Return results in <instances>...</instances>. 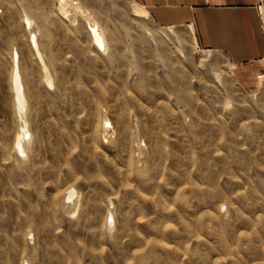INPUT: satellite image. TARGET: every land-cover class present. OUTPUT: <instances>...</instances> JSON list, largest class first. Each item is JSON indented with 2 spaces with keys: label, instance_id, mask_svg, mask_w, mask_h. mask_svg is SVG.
<instances>
[{
  "label": "rangeland",
  "instance_id": "1",
  "mask_svg": "<svg viewBox=\"0 0 264 264\" xmlns=\"http://www.w3.org/2000/svg\"><path fill=\"white\" fill-rule=\"evenodd\" d=\"M137 6L0 0V264H264V82Z\"/></svg>",
  "mask_w": 264,
  "mask_h": 264
},
{
  "label": "crops",
  "instance_id": "2",
  "mask_svg": "<svg viewBox=\"0 0 264 264\" xmlns=\"http://www.w3.org/2000/svg\"><path fill=\"white\" fill-rule=\"evenodd\" d=\"M131 1L160 26L191 28L201 49L225 57L242 89L255 87L260 76L264 82V31L258 13L264 0Z\"/></svg>",
  "mask_w": 264,
  "mask_h": 264
},
{
  "label": "bare ground",
  "instance_id": "3",
  "mask_svg": "<svg viewBox=\"0 0 264 264\" xmlns=\"http://www.w3.org/2000/svg\"><path fill=\"white\" fill-rule=\"evenodd\" d=\"M136 15L139 16L140 18L141 17L142 18L146 17L144 14H139V15L136 14ZM89 33H90V36L93 39V42L95 44H97V45L98 44L99 45L102 44L101 38H100L97 30L95 29V27L90 28L89 29ZM29 43H30V45L32 47L34 45H36V41H35V39H34L33 36L30 37ZM18 59H19V55L18 54L15 55V57L13 55V60H14V62H16V66H15L16 69H14L13 77H14V80H15V82H16L17 85L20 84V82H19V73H18V68H17ZM17 102H18V106L21 107V104H22V96H21V93H19L18 96H17ZM14 148L18 151V153H23L22 145H21V142H20V139L19 138L15 140Z\"/></svg>",
  "mask_w": 264,
  "mask_h": 264
},
{
  "label": "built area",
  "instance_id": "4",
  "mask_svg": "<svg viewBox=\"0 0 264 264\" xmlns=\"http://www.w3.org/2000/svg\"><path fill=\"white\" fill-rule=\"evenodd\" d=\"M258 13L264 31V5L262 3L258 6Z\"/></svg>",
  "mask_w": 264,
  "mask_h": 264
}]
</instances>
